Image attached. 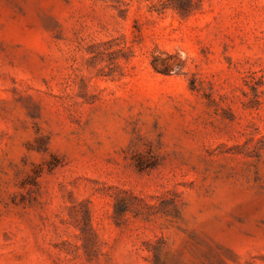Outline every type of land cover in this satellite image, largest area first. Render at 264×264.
Returning <instances> with one entry per match:
<instances>
[{
    "label": "rangeland",
    "instance_id": "rangeland-1",
    "mask_svg": "<svg viewBox=\"0 0 264 264\" xmlns=\"http://www.w3.org/2000/svg\"><path fill=\"white\" fill-rule=\"evenodd\" d=\"M0 264H264V0H0Z\"/></svg>",
    "mask_w": 264,
    "mask_h": 264
}]
</instances>
